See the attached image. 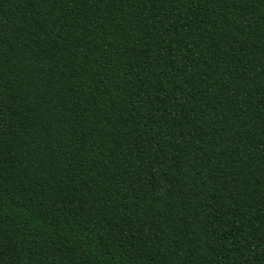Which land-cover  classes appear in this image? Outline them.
I'll list each match as a JSON object with an SVG mask.
<instances>
[{
    "label": "trees",
    "instance_id": "obj_1",
    "mask_svg": "<svg viewBox=\"0 0 264 264\" xmlns=\"http://www.w3.org/2000/svg\"><path fill=\"white\" fill-rule=\"evenodd\" d=\"M0 264H264V0H0Z\"/></svg>",
    "mask_w": 264,
    "mask_h": 264
}]
</instances>
